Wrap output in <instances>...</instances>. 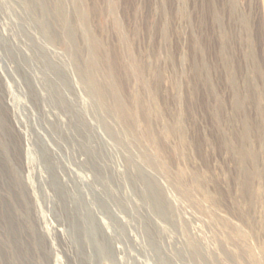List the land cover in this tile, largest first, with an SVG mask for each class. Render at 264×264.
<instances>
[{
  "label": "rangeland",
  "instance_id": "374dc122",
  "mask_svg": "<svg viewBox=\"0 0 264 264\" xmlns=\"http://www.w3.org/2000/svg\"><path fill=\"white\" fill-rule=\"evenodd\" d=\"M129 51L150 91L121 69ZM108 60L122 101L136 110V92L157 114L159 148L141 108L135 125L116 113ZM7 160L19 181L0 180V215L28 253L14 257L0 219V264H256L264 210L241 186L255 166L264 176V0H0Z\"/></svg>",
  "mask_w": 264,
  "mask_h": 264
},
{
  "label": "bare ground",
  "instance_id": "6f19581e",
  "mask_svg": "<svg viewBox=\"0 0 264 264\" xmlns=\"http://www.w3.org/2000/svg\"><path fill=\"white\" fill-rule=\"evenodd\" d=\"M114 11H115V6L114 4H109V12L112 13V15H114ZM115 16V15H114ZM113 18V17H112ZM118 22H116V25L119 27ZM120 28V27H119ZM118 28V29H119ZM119 37L120 40L122 42H127V38L125 36V34L123 32L119 33ZM95 39V38H94ZM93 39V40H94ZM121 43V42H120ZM129 44V43H128ZM92 50H94L95 52V56H97L99 53L102 52L103 49V45L100 41L98 40H94L92 43ZM129 47V46H128ZM96 58V57H95ZM127 60V59H126ZM124 59L121 65V69L124 71L126 78L127 79H131L134 78L136 79V83L137 86L135 89H133L134 91H138V87L142 86V87H147L146 91H150V89L148 88V84L147 81L144 78V67L142 65H140L137 60L134 58V56L132 55V53L129 51L128 53V62L129 65L126 66V62L124 64ZM110 64V69H109V73H108V81H109V87L111 89V91L113 92V95L115 96V101H116V106H115V111L116 113L119 115V117L126 122L127 124L129 123V125H135L136 123H138V119L136 118V112H137V108H141L143 110V115H144V119L147 123V128H145L146 130L142 133H140V136L142 138H144L145 140H147L152 146L154 147H158L159 148V143H158V137L156 136V134L153 132L152 128H151V123H152V119H154L153 117L155 115H157L152 106H145L143 105V98L138 94V93H134L133 94V103H135V107L136 110L129 107L128 105H126L122 99H121V92L124 91V87L123 84L125 82V78H120V74L117 71V64L115 61H109ZM95 68V67H93ZM107 86V85H106ZM101 87V86H99ZM99 91H104L102 88H99ZM145 91V90H144ZM103 97H105V94H102ZM149 97V96H148ZM105 99V98H104ZM132 100V99H131ZM235 106L234 108H236L237 111H242L243 110V105H242V101L239 97H237L235 99L234 102ZM114 109V108H113ZM142 115V114H141ZM142 117V116H141ZM143 120H141L142 122ZM155 121V120H154ZM142 124V123H141ZM144 124V123H143ZM140 125V124H139ZM154 125V124H153ZM138 126V125H136ZM141 126V125H140ZM131 127V126H130ZM155 128V127H154ZM134 130V129H133ZM141 132V131H140ZM9 133V132H8ZM249 138V128L247 125L244 126V131L242 134V140L243 142L248 141ZM158 143V144H157ZM246 146V144H245ZM144 147V146H143ZM2 152L7 153V148L5 145H2L1 147ZM161 149V147H160ZM149 150V148H148ZM157 149H155L156 151ZM153 151V150H152ZM161 152V151H160ZM155 153V152H154ZM262 153V152H261ZM238 155H239V160L240 163L245 167V165L249 162L252 161L254 164L257 163L258 160V155L256 153H254L253 151H251L250 149L247 148H240L238 151ZM261 157V156H260ZM161 160V159H160ZM163 161V160H162ZM165 163V162H164ZM260 163V161H259ZM10 162L7 160L4 163L0 161V180H7L8 178L12 179V183L14 185H18V179L16 177V174L10 170ZM252 165V164H251ZM264 168V167H263ZM262 168V170H263ZM244 170V169H242ZM246 170V169H245ZM166 171V169H165ZM245 172V171H244ZM14 174V176H13ZM184 176V173H180V176ZM179 176V175H178ZM245 176V175H244ZM183 179V178H182ZM252 182L256 183V187L255 189L252 188ZM180 185V184H179ZM242 192H246L248 193L250 200H251V206L252 207H257V209H263L264 210V176L262 171L255 166L254 170L250 173H248L246 175V180H244V182L242 183L241 186ZM244 196V195H242ZM247 197V196H246ZM243 198V197H241ZM244 199V198H243ZM242 199V200H243ZM1 200V199H0ZM196 200V199H195ZM194 200V201H195ZM245 201V199H244ZM2 205V204H1ZM0 205V206H1ZM1 209L3 211H1V215H0V219H2V223H4V227L6 229V232L9 234L10 238L14 241V243H16V247L14 248L15 253H12L14 255V257H16L17 259H19V261L22 259H24L25 255L27 256V247L24 246L23 244H21L18 241L19 238V234H20V227L18 226L17 220L15 219L14 214H12V212H10L6 206H2ZM17 210V209H16ZM209 212V211H208ZM254 213V212H253ZM211 215V214H210ZM244 215V212H243ZM254 217V216H253ZM242 218V217H241ZM243 218L245 219V217L243 216ZM247 218V217H246ZM258 219V218H256ZM253 222V221H252ZM258 222V221H257ZM261 223H264L261 221H259ZM243 223V222H242ZM256 223V222H255ZM258 224V223H257ZM243 226V225H242ZM253 226V225H252ZM258 227V226H257ZM227 228V227H226ZM225 228V229H226ZM239 229L235 230L234 228V232L237 235V238L241 241H244V243L251 239L250 236V232L243 227H237ZM256 233V232H255ZM259 233V232H258ZM254 235V234H253ZM258 235V234H257ZM256 236L254 235V238ZM227 238V237H226ZM10 239V240H11ZM229 240V239H228ZM251 241V240H250ZM253 242V241H252ZM257 245V244H256ZM252 247V246H251ZM9 253V252H8ZM250 255L253 256L254 261L256 262V264H264V249L261 248V250L259 249V247H252V249L250 250ZM236 255V254H235ZM6 256V255H5ZM12 258V257H11ZM237 259V258H236ZM8 260V258H7ZM238 260V259H237ZM236 260V261H237ZM250 260V259H249ZM250 262V261H249ZM11 263V262H10ZM16 263V262H15ZM14 263V264H15ZM252 263V262H251Z\"/></svg>",
  "mask_w": 264,
  "mask_h": 264
}]
</instances>
